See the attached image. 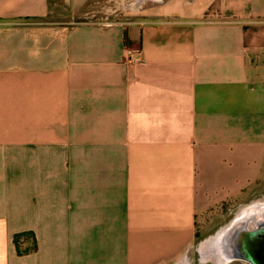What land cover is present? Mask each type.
<instances>
[{"label":"crops","instance_id":"1","mask_svg":"<svg viewBox=\"0 0 264 264\" xmlns=\"http://www.w3.org/2000/svg\"><path fill=\"white\" fill-rule=\"evenodd\" d=\"M124 1L0 0V264H225L264 194V0Z\"/></svg>","mask_w":264,"mask_h":264},{"label":"bare ground","instance_id":"2","mask_svg":"<svg viewBox=\"0 0 264 264\" xmlns=\"http://www.w3.org/2000/svg\"><path fill=\"white\" fill-rule=\"evenodd\" d=\"M264 222V211L259 208V205L247 208L243 215L238 217L232 226L223 230L219 236L221 257L223 262L226 263L231 257H236L243 260H250L243 250L241 242V234L249 230L251 225ZM247 224V225H246ZM255 225V226H256ZM264 225V223H263ZM250 231V230H249ZM230 232V233H229ZM230 234V236H229ZM223 244L226 245V250H222ZM251 261V260H250Z\"/></svg>","mask_w":264,"mask_h":264},{"label":"rangeland","instance_id":"3","mask_svg":"<svg viewBox=\"0 0 264 264\" xmlns=\"http://www.w3.org/2000/svg\"><path fill=\"white\" fill-rule=\"evenodd\" d=\"M160 1L159 0H141L138 2V0L137 1L136 0H125L124 2H121L118 4L116 3V4L112 5V8L115 9L116 11H118V10L121 11V13H124V12L137 13V12H142L145 10H151L152 8H155L157 5H159ZM108 6H110V5H108ZM91 20H93V19H91ZM85 21H86L85 18H78V19H74L72 21V23L76 24V23L85 22ZM93 21L104 22V21H108V20L98 19V20H93ZM262 57L264 60V55H260V59ZM251 203H255L254 206L259 205L260 209H264V194L251 195L249 204H251ZM236 212H237V210L234 211V214ZM225 247H226V245L223 244L222 250L223 249L226 250ZM200 253L201 252L199 251V249L197 250L195 248H192L190 251L191 260L197 264H217L213 260H211V258H209V257L203 258V256H201ZM225 264H249V263L246 262L245 260H240V259H237L234 257L233 259L227 260Z\"/></svg>","mask_w":264,"mask_h":264},{"label":"water","instance_id":"4","mask_svg":"<svg viewBox=\"0 0 264 264\" xmlns=\"http://www.w3.org/2000/svg\"><path fill=\"white\" fill-rule=\"evenodd\" d=\"M241 242L242 246L244 244L243 250L245 255L251 259V261L257 263V258L264 253V229L259 228L253 231H244V233L241 234Z\"/></svg>","mask_w":264,"mask_h":264},{"label":"flooded vegetation","instance_id":"5","mask_svg":"<svg viewBox=\"0 0 264 264\" xmlns=\"http://www.w3.org/2000/svg\"><path fill=\"white\" fill-rule=\"evenodd\" d=\"M263 223L264 222H261V223H257V225L255 226V225H252L251 227L252 228H250L249 230H251V231H253V230H257V229H259V228H263L264 229V225H263ZM243 247H244V244H243ZM247 249V248H246ZM262 254V253H261ZM251 260V259H250ZM250 260H247V262L249 263V264H264V253L262 254V256H259L258 258H257V263H254L253 261H250Z\"/></svg>","mask_w":264,"mask_h":264},{"label":"built area","instance_id":"6","mask_svg":"<svg viewBox=\"0 0 264 264\" xmlns=\"http://www.w3.org/2000/svg\"><path fill=\"white\" fill-rule=\"evenodd\" d=\"M129 55H131V51H128ZM131 60H134L132 57H131Z\"/></svg>","mask_w":264,"mask_h":264}]
</instances>
